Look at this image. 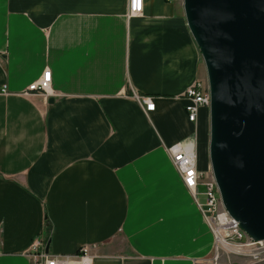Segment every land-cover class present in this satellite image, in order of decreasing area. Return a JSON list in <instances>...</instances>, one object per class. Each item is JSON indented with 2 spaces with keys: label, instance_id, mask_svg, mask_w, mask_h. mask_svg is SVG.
I'll return each instance as SVG.
<instances>
[{
  "label": "crops",
  "instance_id": "obj_1",
  "mask_svg": "<svg viewBox=\"0 0 264 264\" xmlns=\"http://www.w3.org/2000/svg\"><path fill=\"white\" fill-rule=\"evenodd\" d=\"M127 10L0 0V264H31L38 237L49 255L95 245L94 264L212 257V231L167 153L191 142L206 171L209 111L189 122L183 96L207 81L204 61L183 0ZM44 71L55 96L23 95Z\"/></svg>",
  "mask_w": 264,
  "mask_h": 264
},
{
  "label": "water",
  "instance_id": "obj_2",
  "mask_svg": "<svg viewBox=\"0 0 264 264\" xmlns=\"http://www.w3.org/2000/svg\"><path fill=\"white\" fill-rule=\"evenodd\" d=\"M183 4L207 73L212 176L230 216L264 242V0Z\"/></svg>",
  "mask_w": 264,
  "mask_h": 264
},
{
  "label": "built area",
  "instance_id": "obj_3",
  "mask_svg": "<svg viewBox=\"0 0 264 264\" xmlns=\"http://www.w3.org/2000/svg\"><path fill=\"white\" fill-rule=\"evenodd\" d=\"M143 0H128V17H135L142 13ZM5 90H3L4 92ZM23 95L38 94L45 99L54 97L51 90V73L44 71L40 78L31 83L22 93ZM183 96L190 102L185 111L189 122L194 123L200 108L210 107V92L208 82L196 80L190 85ZM140 103L145 111H153L154 103L148 97H140ZM170 161L180 176L182 183L191 193L194 201L202 212L205 221L214 237V252L206 261L195 264H232V258L249 260L251 264H264V242L253 240L230 216L223 206L217 184L211 176L205 180L203 173L197 169L195 147L191 142L173 145L167 149ZM203 186L201 193L205 202L198 201V186ZM95 245H84L75 255H49L46 243L36 238L31 243L28 255L31 264H94L93 251Z\"/></svg>",
  "mask_w": 264,
  "mask_h": 264
},
{
  "label": "rangeland",
  "instance_id": "obj_4",
  "mask_svg": "<svg viewBox=\"0 0 264 264\" xmlns=\"http://www.w3.org/2000/svg\"><path fill=\"white\" fill-rule=\"evenodd\" d=\"M195 154H196V161H197V153H195ZM205 155H206L208 160H206L207 162H205L207 165L206 169H205L206 171L202 172V173H203L204 179L209 181L211 176H212V167H211V163H210V159H209V150L207 151V153ZM199 192L201 193V191H199ZM200 193L198 195V201L201 204H203L205 202V197L203 195H201ZM213 244L215 245V242H213ZM213 252H214V246H213ZM232 260H233V264H234V261H235V264H251V262H249V260H245V259H239V258L237 259V258L233 257Z\"/></svg>",
  "mask_w": 264,
  "mask_h": 264
}]
</instances>
